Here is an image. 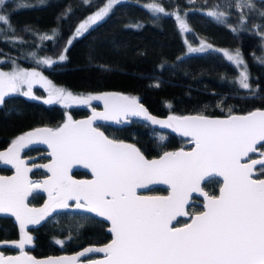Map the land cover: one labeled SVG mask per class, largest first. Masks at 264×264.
Instances as JSON below:
<instances>
[{"label":"trees","instance_id":"1","mask_svg":"<svg viewBox=\"0 0 264 264\" xmlns=\"http://www.w3.org/2000/svg\"><path fill=\"white\" fill-rule=\"evenodd\" d=\"M104 1L6 0L0 9L9 18L8 24L0 22V68L9 69L12 64L36 67L47 80L75 97L118 93L134 97L157 116L222 117L264 109V0H252L254 8L247 6L249 0H239L241 7L235 0H120L108 15L65 46L76 23ZM151 1L164 12H151L143 6ZM172 11L183 14L189 25L184 34L177 28ZM210 11L223 12L224 16L218 20L208 15ZM199 39L214 49L188 52L186 43L196 46ZM218 49L240 55L248 88L238 85L237 68ZM61 53L65 59L45 67L34 57L54 59ZM34 93L36 97L10 94L0 104V150L32 129L59 127L67 115L77 119L90 114L76 100L75 106L67 107L43 102V92L37 88ZM95 126L109 138L135 146L145 158L191 145L187 139L137 120ZM251 155L256 158L258 153ZM36 161L44 162L45 157L39 154ZM7 173L0 169V175ZM218 186L202 184L209 194H216ZM148 193L166 195L167 190L155 187ZM27 202L40 205L42 197L33 194ZM188 207L190 212H198L200 201L194 199ZM105 228L106 224L95 218L62 212L30 230L31 241L25 243V249L36 257L71 253L108 241ZM19 236L10 218H0L2 254L13 251L3 243L16 242ZM58 240L62 244L56 243Z\"/></svg>","mask_w":264,"mask_h":264},{"label":"snow or ice","instance_id":"2","mask_svg":"<svg viewBox=\"0 0 264 264\" xmlns=\"http://www.w3.org/2000/svg\"><path fill=\"white\" fill-rule=\"evenodd\" d=\"M119 2L108 0L79 25L77 34L87 31L89 24L108 15ZM5 6L6 0H0V9ZM247 6L255 7L252 0ZM150 7L164 12L159 5ZM208 15L219 20L224 13L210 11ZM0 22L9 23L2 10ZM181 27L186 28L182 20ZM36 78L44 79L38 72L22 69L0 72V104L9 92L17 91L23 84H28V91L21 94L31 95ZM246 80V76L241 80L244 88L249 87ZM91 99L104 100L105 113H94L86 121H73L69 116L61 127L36 129L13 141L6 154L0 153V160L16 168L15 176L0 177V213L15 216L22 233L21 240L14 242L21 249V256L0 254V264H264V178H260L264 175V111L230 115L227 119L170 116L161 121L150 116L134 97L105 93L87 97ZM55 100L87 102L63 89H53L44 102ZM128 115H142L154 124L170 127L190 137L194 147L189 151L164 152L159 159L149 160L135 146L109 139L93 127L94 120L114 119L119 123L121 116ZM36 141L52 149V162L37 165L51 173L42 183L28 179L31 169L19 159V150ZM256 153L258 156L253 158L251 154ZM76 164L89 169L92 179H73L69 172ZM203 183L219 184V194H209ZM154 184L167 185L169 194H138V189ZM34 190L48 193V202L42 209L30 208L26 203ZM193 194L204 198L203 209L195 213L188 207ZM69 201H74L76 208L109 221L111 242L85 248L71 258L36 261L24 253V244L31 241L24 231L26 224L39 223L56 208L69 207ZM179 217L188 220L182 222ZM94 252L104 253V258L80 259Z\"/></svg>","mask_w":264,"mask_h":264},{"label":"water","instance_id":"3","mask_svg":"<svg viewBox=\"0 0 264 264\" xmlns=\"http://www.w3.org/2000/svg\"><path fill=\"white\" fill-rule=\"evenodd\" d=\"M10 94H13V92H9L7 95H10ZM87 97H89V96H83V97H78V98H81V100H87ZM91 101H92V99L91 100H87V102L84 103V102H80V101L76 100L77 104H79V105H87ZM136 102L140 106H142L143 109H145L150 116H153L157 120H161V121H167L170 116H175V117H183V116H204V115H197V114H190V115H183V116H177V115L157 116V115H154V114H151L150 112H148V110L140 102H138L137 100H136ZM105 111H106V109L104 107V108L98 110L97 113L103 114V113H105ZM255 111H264V109H253V110H251L249 112H246V113H233V114H230V115L242 116V115H247L248 113L255 112ZM230 115L222 116V117H216V116H206V117H208L210 119H227ZM92 116H93V114L90 113L86 117L72 119V120L73 121H86V120H89ZM127 118L128 119H132V120L140 121V122H142V123H144V124H146V125L154 128L156 130L166 131V132H169L170 134H173V135L179 136V137H181L183 139L189 140L191 145H190V147L188 149H183L185 151H189V150H191L194 147L193 143L191 142V138L190 137L182 136L179 132L173 131V129L170 128V127H162L160 124H154V123H152V121L145 119L144 116H142V115L121 116L119 118V122H122L124 119H127ZM108 120H109L110 123H113V124L117 123L116 120H114V119H108ZM66 121H67V119H65L64 122L59 127H61ZM59 127H57V128H59ZM93 127H96V126L93 125ZM36 129H45V128H43V127H41V128H35V129H32L31 131H28V132H26V133H24V134H22L20 136H24L27 133L34 132ZM98 130L101 131L100 129H98ZM16 139H14L13 141H15ZM109 139H111V138H109ZM13 141H11L6 147L2 148L0 150V153H5L6 154L8 152V150H9V148L12 147ZM30 147H39V148H42L45 151H47L48 154L52 151V149H50L48 147V145L45 144V143H42V142H39V141L29 142V143H27V145L25 147H23V148H21L19 150V159L21 161H22V159L20 158V156H21L22 152H24L26 149H28ZM179 150H181V148L175 149V150H168V151H164V152H176V151H179ZM164 152H162L161 154H159L156 157L146 158V159H149V160L159 159V157L162 156ZM51 162H52V157L49 155V159L47 161L43 162V163H37V164H34V165H25L24 163L23 164H24L25 167L30 168L31 171L32 170H35V169L42 170L46 174L45 177L41 178L38 181V182L42 183L45 179H48L51 176V173L48 172L46 168H44V167H37V165H46V164H50ZM0 168H10L12 170L11 173H9L7 175H0V177H6L7 178V177H13V176L16 175V168L13 167L12 164H5L2 160H0ZM73 171H82V172L86 173L87 175H89V178H87V179H75V180H90V179H92L91 171L89 169H87V168H84L82 165H79V164L73 165L72 168H71V170H70V172H69V174H71ZM28 173L29 172H27V177H28ZM262 178H264V177H262ZM155 187H159V188H163L164 187L167 190L166 195L169 194L168 186L167 185H163V184L150 185L149 188H147V189H138L137 191H138V194L145 195V196H166V195H149V194H143L142 193V192H144V191H146L148 189H152V188H155ZM33 193L43 194L44 195V199H43L42 203L38 206L39 209H42L44 207V205L48 202V193L47 192H44L42 190H34ZM218 194H219V186H218L216 195H218ZM193 199H198L201 202L200 204H201V210H202L203 209V204H204V198L202 196H198L197 194H193L192 200ZM192 200H191V202H192ZM191 202H190V204H191ZM28 206L30 208H34L35 209V207H33V206L29 205V204H28ZM67 210H68V207L67 208H56L54 211L51 212V215L58 214V213H62V212L67 211ZM81 210H82V212L84 214L89 215L90 217L95 218L97 220H100V221H102V222H104L106 224L105 231L109 235L108 241H106L103 244H99V245L89 244V245H86V246H83V247L79 248L78 250H76L74 252H71V253H63V254H58V255H47V256L36 257V256L32 255L31 253H28L25 250H23V252L26 253L28 256L32 257L36 261H47L49 259L71 258V257L77 256L78 253L81 252V251H83L85 248H88V247H103L104 245L110 243L111 242V239H112V234L108 231V229L111 227V223L109 221L105 220L103 217L97 216L95 213L87 212V211H85L82 208H81ZM51 215H49V216H51ZM0 217L1 218H3V217H9L12 220L13 224L16 226L18 232L21 233L20 222L16 220L15 216H13V215H11L9 213H0ZM45 219L41 220L39 223H36V224H32V223L26 224V226L24 228V231L26 232L28 229H34V228H36ZM178 219L188 220V217H179ZM173 223L175 224L176 221H173ZM177 226H182V225H177ZM19 241H20V239L17 240L15 243H18ZM15 243L13 241H5L3 243V245H5L7 248H13V249L17 250V253L2 254V252L0 251V254H2L4 257H19V256H21V249L17 248L15 246ZM1 244L2 243L0 242V245ZM103 258H104V253H95L94 252V253H89L88 254V257H81L80 259L81 260H85V259H97V260H100V259H103Z\"/></svg>","mask_w":264,"mask_h":264},{"label":"rangeland","instance_id":"4","mask_svg":"<svg viewBox=\"0 0 264 264\" xmlns=\"http://www.w3.org/2000/svg\"><path fill=\"white\" fill-rule=\"evenodd\" d=\"M107 2H108V0H105L102 5H100L98 8H96L94 11L90 12L89 14H87L85 17H83L80 21H78L76 23V25L74 26V28L72 29L71 33L68 35V37L66 39L65 46H67L69 44V41H72L74 38L80 36L82 33L85 32L84 31V32H82L80 34H77V31L76 30H77V28L79 27V25L81 23H84L85 21H87L90 16H93L97 11H99L102 7H104L107 4ZM235 3L237 5L239 3V0H235ZM153 4L159 5L156 2L151 1V2H149L147 4H144L143 6L146 7L148 10H150L151 12H158V11H155L152 7H150V5H153ZM207 13H209V12H207ZM171 15H172V17H173V19L175 21V24H176L177 28L179 29V31L182 34H184L185 32H187L189 30V25L187 24V22H186V20H185V18L183 16V14H180L177 11H172L171 12ZM177 16L180 17V20L177 19ZM181 20L186 25V28H182L181 27ZM93 25L94 24H89L88 28H90ZM192 49H196V51H205V50H208V49H214V47H212L211 45H209L204 40L199 39V42H198V44L196 46H191L188 43H186V50L189 52V51H193ZM218 51L228 61H230L232 64L235 65V67L237 68L236 82L238 83L239 86L243 87L242 84H241V80L244 79L245 76L247 77V71L245 69V64H244L243 59L240 57V55H238V57H237V52H232V51L227 50V49H218ZM262 52L263 53H262L261 59L264 60V40H263V43H262ZM62 55H63V53H61L60 56H58L57 58H54V59H50V58H47V57H45V58L44 57H37V56H34V57L38 60V63L41 66H44L45 67V66L52 65L54 62L61 61L60 57ZM229 56H233V57H237V58L236 59H229ZM44 60H50V61H52V63L51 64L43 63ZM240 61H242V62H240ZM21 69L24 70V71H26V72H38L40 74V76H42L44 78L43 80H41L39 78H36L34 80V82L32 83V85H31V95H23L25 97H36L35 96V93H34V89L37 88V89H39L40 91L43 92V97H41V99L44 102L45 100H48L49 99L50 92H52L53 89H63L62 87L57 86V85L51 83L49 80H47L45 78V76L42 74V72L40 71V69H38L36 67L35 68H24V67H20V66H17V65L12 64V66L9 69H1L0 68V72L12 73L13 71L21 70ZM46 81H47V83H46ZM246 83H247V80H246ZM63 90L65 91V93L68 92L65 89H63ZM27 91H28V84H23V85L20 86V88L17 91H14L13 94H20V95H22L21 94L22 92H27ZM104 94L105 93H101V94H96L94 96H102ZM72 96L75 97V95H73V94H72ZM77 96L81 97V96H84V95H77ZM122 96H126V95H122ZM127 97H129V96H127ZM130 98H133V97H130ZM93 100L95 102H98V103H100L102 101L104 102V100H102V99H93ZM53 103H55V104H63L64 106H67V107H69V106H75L76 105V102L74 100H55L54 102H52L50 104H53ZM68 117L69 116L67 115L66 116V119H68Z\"/></svg>","mask_w":264,"mask_h":264},{"label":"flooded vegetation","instance_id":"5","mask_svg":"<svg viewBox=\"0 0 264 264\" xmlns=\"http://www.w3.org/2000/svg\"><path fill=\"white\" fill-rule=\"evenodd\" d=\"M84 106H86V107L88 108L89 113L94 114V113H97L98 110H100V109H102V108L105 107V101H104V102L102 101V102L98 103V102H95V101L92 99V101H91L89 104L84 105ZM89 113H88V114H89ZM128 120H132V119H128V118H127V119H124L122 122H126V121H128ZM122 122H119V123H122ZM100 123H109V124H113V123H110L108 119H107V120H100V119H97V120H94V121H93V125H94V126H95V124H100ZM115 124H117V123H115ZM36 149H40V150H41L39 154H41V155H43V156L45 157V161H47V160L49 159V154H48V152L45 151L44 149L39 148V147H30V148L26 149L24 152H22V154H21V156H20V158L22 159V161H23V163H24L25 165H34V164H37V163H43V162H37V161H36L37 158H38V155H39V154H35V155H34L33 153H31L33 150H36ZM30 153H31V154H30ZM45 161H44V162H45ZM0 169H5V170H7V171H8L7 174L11 173V171H12L10 168H0ZM38 170L42 172L41 175L36 174ZM79 173H84V172H82V171H73L70 175H72V177H73L74 179H87V178H89V175H87L86 173H84V175H77V174H79ZM45 176H46V174H45L42 170H40V169H35V170H32V171H29V173H28V179H30V180L33 181L34 183H35V182H38L41 178H43V177H45ZM148 190H150V189H148ZM148 190H146V191H144V192H142V193H143V194H149V195H156V194L148 193ZM33 194H37V193H33ZM33 194H32V195H33ZM37 195H40V196L42 197V201H43V199H44V195H43V194H37ZM30 196H31V195H29V196L27 197V200L29 199ZM27 200H26V203L29 204V203L27 202ZM193 200H194V199H193ZM193 200H192V201H193ZM41 203H42V202H41ZM68 203H69L68 210H67V211H64V212H68V213L76 212V213H80V214L86 215V214H84V213L82 212L81 208H76V207H75V202H74V201H69ZM29 205H31V204H29ZM31 206L35 207V209H39V208H38L39 205H31ZM58 214H59V213H58ZM56 215H57V214H54V215H51V216H47L45 220H47V219H51V218H53V217L56 216ZM86 216H89V215H86ZM89 217H90V216H89ZM0 218H1V217H0ZM5 218H9V217H5ZM45 220H44V221H45ZM30 230H32V229H28V230L26 231V233L28 234V236H30ZM19 234H20L19 239L21 240L22 233H19ZM25 245H26V244H24L23 250L26 251V249H25L26 246H25ZM0 246H1V245H0ZM10 249L13 250V251L11 252V254L14 253V251H15V253L17 252V250H15V249H13V248H10ZM8 254H10V253H8Z\"/></svg>","mask_w":264,"mask_h":264}]
</instances>
